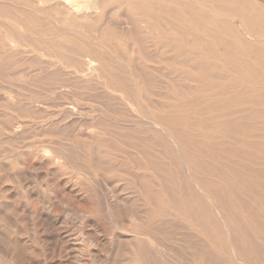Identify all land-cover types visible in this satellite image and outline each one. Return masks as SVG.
Returning a JSON list of instances; mask_svg holds the SVG:
<instances>
[{
  "label": "rangeland",
  "instance_id": "rangeland-1",
  "mask_svg": "<svg viewBox=\"0 0 264 264\" xmlns=\"http://www.w3.org/2000/svg\"><path fill=\"white\" fill-rule=\"evenodd\" d=\"M120 1L114 0L113 7L109 6L107 8L108 12L113 11L114 22L108 21L110 15L106 13L107 15L105 14L100 18L99 22L90 23L89 28L91 31L87 35H89L88 37L95 36V34L92 35L94 33L92 28H97V26L105 27L104 33L114 36L109 39L110 42L117 44L121 41L122 43L119 45L122 48L116 50L118 58L131 59L136 62L140 59V63L143 60L141 65L145 66V69L149 68L144 70V73L146 72V75L149 76L152 74L150 76L151 79L155 78L152 79L154 86L148 93L141 92L143 95H140V92L135 91V89L127 91V88V92H123L117 90L115 86L105 87L104 85L99 86L94 83L83 84L80 78L66 72L45 74L41 71L40 73L38 70L43 64L39 65L29 61L26 56H31L30 54L22 56L26 57L27 61L21 57L26 63L22 61L17 65L16 58V62L0 63V76L2 75L0 77V264H236L229 245L230 242L229 240L226 241L228 237L219 231L220 226L217 225L218 221L216 223L215 219H211V223L215 225V228L212 227L213 225L209 229L200 227L199 229L205 230L209 237L203 236L199 238L198 232L190 227L185 219L174 220L173 218L164 216L152 219V216H155L156 208H154L152 200L148 203L143 201L145 197L146 200H148V197L151 198V195L146 196L145 191L148 193L149 190L154 188L153 185L156 182L155 176L158 171L164 176L166 175V182H169L170 185L175 186L176 183L179 184L177 187L181 186L184 195H193V186L187 187L186 185L185 165L182 164V160H179L180 157L176 153L174 154L168 141L154 129L151 119V112L153 111L156 116L157 114L159 115L158 120L164 122L166 120L172 126L171 128H177L173 125V122H170L169 119V121L167 120L172 115L176 116L175 120L183 125H194L196 123L200 115L190 111L189 101L184 96L188 87L185 84V75L191 73V75H196V77L202 76V78L207 79V83L204 84L206 87L200 88L208 93L201 97L204 101H208V99L210 100L213 97L211 93L217 92V94L213 95H215V99H219V95L222 92L227 91V94L231 91L239 92L240 88L241 93L245 91L250 97L256 95L259 98H255L256 101L251 99L252 103L250 97L247 96L249 103H240L242 104L241 106L238 103L234 105L236 109L218 110L206 117L205 121L210 125H214V122L215 124L226 123L224 131L227 129L228 123V129L231 128L229 130L233 131L234 135L233 138H227L226 136L223 138L222 134H220L222 132H220L213 136V139L210 141V146L212 149H215H213V152H217L218 155H225L218 160H210L207 166L205 165L207 162L199 166L204 175L201 177L202 173H199H201L200 179L204 180L206 178L204 181L207 183L215 182V186L212 187L213 191L215 194L217 192L222 204L229 208V205L225 204V198L223 199L226 196L227 190H224L226 188L225 185H227V188L228 186L238 188L240 184V180L233 178L232 174L229 173L235 171L234 176H239L237 173L244 169L252 176L247 177L248 180L250 179L249 181L246 179V187L249 189L247 193L251 198L260 199L259 203L264 205V146L260 145L264 142V9L261 8V6H264V0H250L251 2L248 0H233L234 2L228 0L223 4H218V7L214 9L211 8L210 11L211 13L213 12L212 16L226 26L228 32H231L234 37H240L241 33L244 32L243 27H241L243 31L239 29L240 34H238V28L235 24L240 22L245 24L246 30L258 34L259 38H255L254 40L262 41L261 50L254 51V54L250 53L244 47L243 42H241L242 53L238 54L235 49L229 46L233 53L230 52L227 55L226 65L218 60L225 58L223 53H214L212 54L213 57L206 55L205 57L211 60H209L210 66L206 70H201V72L190 71L189 65L196 64L190 63V60L194 58L193 56L174 52L176 49H186V46L189 45L186 43L188 42L186 37H182V44L176 42L172 45L173 48L171 45V47L168 46L171 42L170 39H166L162 35L163 32L167 31L164 28L166 17L163 16L165 15L161 14L156 19H150V25L158 27L157 33L162 35L160 38L157 33H153L152 37H155L153 38L155 40L152 39L151 43L150 38L152 37H145L146 34L143 32L144 30L140 29L141 24L137 21L135 22L136 25H134L138 26L142 35H140L138 30H135L138 33L134 31L129 33L122 30L126 24L122 14L118 12ZM181 1H184L186 4H190V2L191 4H201L203 0ZM254 1H256L257 5L254 4ZM209 6L205 8L207 9ZM244 7L248 9L244 11ZM116 12L121 14L120 17L115 14ZM251 12L263 14V17L254 22V18L250 16ZM134 18H138L137 20H139V16H135ZM113 26L119 28L116 29ZM111 28L115 30H110ZM166 28H168L169 33L166 32L168 34H172V31V35L179 34L170 26ZM114 31L118 32V34H115ZM119 33L121 34L119 35ZM123 33L124 35H122ZM227 40L231 42L233 39L228 36ZM141 42H144V53L133 54V51L137 52L140 49L138 44H142ZM127 43L132 53H124V44ZM243 53H246V55ZM45 57L43 58L44 61L49 59ZM30 58L33 59L32 56ZM255 58H259V61H254ZM244 59L245 61H242ZM32 64L35 67H32ZM251 64H255L256 68H254L255 65L251 66ZM217 65L221 66V68ZM242 66L249 68L243 71L240 70L239 72V68ZM16 67L17 71H15ZM6 69L10 70L6 71ZM236 69H238L239 73ZM29 70H32L31 75H29L31 73L28 72ZM18 72L21 74H18ZM211 72L213 74H210ZM236 72L240 75L244 74L245 77L238 75ZM218 73L220 75L215 78V75H218ZM226 73L228 80L220 87L222 79L218 77L225 76ZM121 76L116 79L122 82L123 85L129 86V74L124 73ZM102 80H105V78H101V83H108L110 81L109 79ZM208 82L210 83L208 84ZM232 82L236 84L232 85ZM223 86L227 90L223 89ZM259 87L261 88L259 89ZM174 88L176 92L173 90ZM246 88L248 89L246 90ZM218 89L221 90L220 93L219 91H215ZM119 97L120 100H118ZM122 101H125L124 103L129 104V106L132 104L130 107H135L131 108L130 111L129 108L124 107ZM175 102L176 105H174ZM259 102L260 105H258ZM165 105L170 107L168 108ZM186 105H188L187 108ZM162 106L164 107L162 108ZM63 107L67 110H63ZM239 108L240 110H237ZM249 108H251L250 111ZM253 109L254 113L259 111L258 113L262 115L255 117V121L254 118L247 117V119H244ZM73 110H75V113ZM166 111L167 113H165ZM214 114L216 115L213 116ZM235 115H238L237 118ZM115 119H118L119 122L115 121ZM97 121H101L99 122L100 124ZM25 122L26 124H24ZM244 122L256 123L258 126H254L253 129H257L260 132L251 133L252 129H249L248 136H244L241 132V126ZM35 127H38V129ZM192 128L194 129L193 126ZM192 128L187 132H189L188 134L191 137H194V134L197 133L191 132ZM115 130H119V132ZM181 131L183 132L184 128ZM253 136L257 137L254 138ZM138 144L139 146H137ZM252 144H256L253 150L250 148ZM37 145L40 146L38 147ZM51 147L56 148V150ZM122 148L123 150H121ZM224 150L228 152L227 159H224L226 157ZM157 152L160 154H156ZM191 152L193 153L194 151ZM194 153L196 154L197 152ZM88 156L90 157L88 158ZM191 157L202 158L201 154L198 153L197 156L192 155ZM46 159L49 160L47 161ZM246 162L249 163L247 164ZM161 166L165 167L162 168ZM235 166L237 167L235 168ZM181 167L183 168L181 169ZM224 168L226 171L229 169L230 171L226 172ZM257 169L258 171L256 172ZM143 175L146 176L143 178ZM149 180L153 182L151 183ZM144 181H147V183L145 182L147 185L146 189L144 188L146 186ZM139 183H144V186L142 187V184L138 186ZM138 192L143 197L140 200H138ZM134 193L137 194L134 195ZM227 199L228 201L237 200L234 195H227ZM201 200L202 198L198 197L202 214L205 213L206 216H210L206 208V202ZM262 205L261 210L254 216L258 217L260 227L262 228L261 231L264 233V206L262 208ZM235 210L237 211L234 214H237V206ZM203 220L206 221L205 218ZM196 221L200 226L203 222L202 217L201 219L199 217L196 218ZM249 231L250 229L248 228L243 229L246 237L251 238L250 240L253 241L254 245L256 244L257 246L259 244V246H262L260 241H255L256 236H253V232ZM249 234H252V236ZM133 243L138 245L144 255L141 261L136 259L131 253V250L134 249ZM245 243L247 245L250 241L248 240ZM262 250H264V246ZM261 255L264 257V254ZM250 264L261 263L253 261Z\"/></svg>",
  "mask_w": 264,
  "mask_h": 264
},
{
  "label": "bare ground",
  "instance_id": "bare-ground-1",
  "mask_svg": "<svg viewBox=\"0 0 264 264\" xmlns=\"http://www.w3.org/2000/svg\"><path fill=\"white\" fill-rule=\"evenodd\" d=\"M118 1H120V0H118ZM203 1H202L203 3L201 2V4H197V3L191 4V2H190V4H186L184 1H181V0H160V1H156V0H122L119 2V4L118 3L117 4L119 5L118 12H120L122 14V17L124 18L125 24H126V26L122 30L128 31L129 33L131 31H134L135 33H138V32L140 33L138 26H135L136 25L135 22L137 21V22H139V24H141V27L140 26L139 27L141 30H144L143 32H145V34H146L145 37L146 36L152 37V34L157 33L159 30V28L155 27V25H152V26L150 25V19H152V20L156 19L157 16H160L161 14L165 15L163 17H166V24H164V28L167 30L166 32H168V28H166V27L170 26V27H172V29H175V31H177L179 34L178 35H172L173 34L172 29H171L172 34H168L169 32L168 33L163 32V34L162 33L161 34L166 39L167 38L170 39L171 42L169 41L170 42L169 45L167 44L169 47H171L176 42L182 44V42H181L182 37H186L188 39V42H186V43H188L189 45L186 46V49H184V50L176 49L177 48V46H176V48L174 47V49H176V50H174V52L179 53V54H184L187 56L191 55V57L192 56L194 57L192 60H190V63H196L197 65L196 64L189 65L190 71L201 72V70L202 71L206 70L210 66L211 60L209 59L210 60L209 61L205 56L211 55L213 57L212 54H214V53H218V54L223 53L225 58H221L218 60L221 63L223 62L224 65H226L227 64V55H229V53L231 52V48L235 49L236 52H238V54L242 53L241 47H240L241 42H243L244 47H246V50H248L250 53H253L254 51L257 52V51L261 50V42L262 41L260 42L259 40L258 41L254 40L255 38L258 39L259 35L253 33V31L246 30V26L244 23L240 22L238 24H235L236 27L238 28V34H240L239 29H240V31H243V30H241V27H243L244 32H242L243 34L241 33L240 37H234V35L231 34V32H228L226 26L221 24L219 21H217L215 19L214 16H212L213 12L211 13V11H210L211 8L214 9V8L218 7V4H223V3L227 2L228 0H203ZM248 1H250V0H248ZM115 2H117V1H115ZM254 2H255L254 4H256V1H254ZM113 4H114V0H0V63H4V62L10 63L9 61L16 62V59H17V65H18L19 62L24 61V59H22V58H25V60L28 58L29 61H31L32 63L34 62L35 64L37 63L39 65L43 64V66L41 65L40 69L38 68L39 70L37 69L38 71H40V73H41V71H42V73H45V74L62 73V72L65 73L66 72V73H70V75H74V76H77L78 78H80L81 82L83 84L84 83L85 84L94 83L95 85H99V86L104 85L105 87H114L115 86V88L117 90H120L123 92L124 91L127 92V91H130L132 89H135V91L140 92V95L142 93H145V92L148 93V91H150L152 89V87L154 86L153 85L154 81L152 79H155V78L151 79L150 76L152 74L149 76V75H146V72L144 73V70H146L148 67L145 69V66L143 67L141 65V63H143L142 62L143 60L140 63L139 62L140 59L138 60V62H136L135 60H131V59H125V58L122 59L120 57L118 58L116 56L117 55L116 50L119 48H122L119 46L122 43H121V41H119L117 44L110 42L109 39L113 38L114 36L113 35L109 36L108 35L109 33L105 34L104 33L105 27H101V26L98 27L97 26V28H92L94 30V33H92V35L95 34V36L93 35L92 37H88L89 35H87V34H90V31H91L89 28L90 23L91 22H99L100 18H102L106 13H109V15H110L109 16L110 18L108 21L114 22L113 21L114 14L112 13L113 11L108 12V10H107V8L109 6L113 7ZM117 4H116V6H117ZM235 5H238V4H235ZM206 6H209V7H207V9H206L205 8ZM261 8L264 9V6H261ZM247 9H248L247 7H244V11H246ZM114 11H116V10H114ZM115 14H117L119 17L121 15V14H118L117 12ZM243 14H244V12H243ZM135 16H139V20H137L138 18L133 19V17H135ZM250 16L252 18H254V22H255V20L261 19V17H263V14L251 12ZM10 17H11V19H9ZM104 20H106V19H104ZM117 20L120 21V19H118V18H117ZM160 25H161V23H160ZM228 25H229V23H228ZM108 27H109V25H108ZM136 27H137V29H136ZM113 28H116V27L113 26ZM118 28H116V29H118ZM165 29H164V31H165ZM110 30H115V29L111 28ZM135 30H138V32ZM114 33L118 34V32H115V31H114ZM120 34L121 33H119V35ZM157 34L161 38L162 35H160L159 33H157ZM122 35H124V33ZM135 35H137V34H135ZM140 35H142V34L140 33ZM143 35H144V33H143ZM228 36L233 39L231 42L229 40H227ZM133 37H134V35H133ZM153 38H155V37L150 38V43H151V40ZM153 40H155V39H153ZM141 43L143 44L144 42H141ZM145 43H147V42H145ZM152 43H155V42H152ZM142 44H138L140 49L137 50V52L133 51V54L134 53H138V54L144 53V49H143L144 44L143 45ZM185 45H187V44H185ZM124 46H125V49H123L124 53H129V52L132 53L131 50H129L130 48L128 46V43L124 44ZM229 46L231 48H229ZM127 47H128V50H127ZM181 47H182V45H181ZM172 48H173V46H172ZM244 51H245V49H244ZM231 53H233V51ZM27 54H30L33 57V59L30 58L31 56H28ZM243 54L246 55V53H243ZM23 55H27L26 56L27 58L22 57ZM44 57L47 59L49 58V59L44 61V59H43ZM258 59L255 58L254 61H257ZM240 60H241V58H240ZM26 61H24V62L26 63ZM242 61H245V59ZM212 64H213V62H212ZM254 65L255 64H253V65L251 64V66H254ZM217 66L219 68H221V66H219V65H217ZM32 67H35V66H33V64H32ZM218 67L216 68L217 71H218ZM248 68L249 67L242 66L241 68H239V72H240V70L243 71V70H246ZM254 68H256V65ZM27 69H28V66H27ZM7 70H10V69H6V71ZM17 70L18 69L16 67L15 71H17ZM228 70H230V69H228ZM236 70L238 72V69H236ZM255 70L257 71V69H255ZM31 71L29 70L28 72H31ZM232 71L235 72V70H233V69H232ZM14 73L16 74V72H14ZM22 73H23V71H22ZM36 73H38V72H36ZM124 73L129 74V76H128L130 79V83L128 82L129 86L123 85L122 82H120L116 79V78L120 77L121 75H123ZM204 73H205V71H204ZM219 73H218V75L217 74L215 75V78L220 75ZM18 74H21V73L18 72ZM31 74H32V72L29 75H31ZM191 74L185 75L186 76L185 77L186 83L185 82L184 83L187 84L188 87H187V90L185 91L186 93L184 94V96L187 98V101H189L188 105H190V111L194 114L200 115V117H199V119H197L196 123L194 125H192V124L191 125H185V124L183 125L181 123H178L177 120H175L177 118L176 116L172 115V116H169V118H167V120L169 119L170 122H173L174 123L173 125L177 128H174V127L171 128L172 126H170L168 124V122H166V120H165V122L158 120L159 115L157 114V116H156V114L153 113V111L151 112V119L153 121L152 126L154 127V129H156V131H158L159 134L162 135L168 141V143L172 147V151H174V154L176 153V155L180 157V159L179 158L178 159L182 160L181 161L182 164L185 165L186 180H187L186 185H187V187L193 186V188H194L193 195H184L182 190H181V186L177 187V185H179V184L176 183L175 186L170 185L169 182L168 183L166 182L167 181L166 175L164 176L162 173H159V171L157 170L158 172H156V176L154 175L156 182L154 183V185L152 184L154 186V188L152 190H149V191L147 190L148 193L145 191L146 196L151 195V198L148 197V200H146L145 199L146 197H145L143 199V201L148 203L152 200L153 205L155 206L154 208H156L155 209V216H152V219L156 218V217H162V216L170 217V218H173L174 220L181 219V218L185 219V221H187L188 225L190 227H192L196 232H198L199 238L200 237L202 238L203 236L209 237L208 233L205 230H200L199 228L202 227L203 229H209L210 226L213 225L211 223V219L212 220L215 219L216 223L218 221L217 225L220 226L219 231L228 237V239L226 241L229 240V242H230L229 245L231 247L232 255L234 257L236 264H250L253 261H258L261 264H264V263H262V262H264V257L261 255V254H264V250H262L263 246H264V242H262V241H264V233H262V231H261L262 228L260 227V221H259L258 217L256 218L254 216L261 210L262 204L259 203L260 199L251 198V196L247 193V191H249V189L246 187V182L248 180L247 177L251 176V175L247 171H245L244 169H243V171H239L237 173V174H239V176L238 175L234 176L235 171L233 173H231V172L229 173V174H232L233 178H235V179L238 178L240 180V184H239L238 188L235 186L234 187L228 186V188H227V185H225L226 188L224 190H226V189L227 190H226V196H224L223 199L225 198V204H227V206L229 205V208H228L224 204H222V202L219 199V196L217 195V192L215 194V192L213 191L212 187L215 186L214 185L215 182L214 183L213 182L207 183L206 181H204L206 178L204 180L200 179V174L202 173L201 177L204 174H203V172H201V169L199 167V166L204 165L206 162L207 163L205 165L207 166L208 162L210 160L211 161L218 160L220 157L222 158L225 155V154H219L220 155L219 156L217 152H213L214 148L212 149V147L210 146L211 145L210 141L213 139V136H215L216 133L222 132L220 134H222L223 138L225 136L227 138H230V137L233 138V135H234L233 131L231 132L229 130L231 128L228 129V123H227V129H226L227 131L226 130L224 131V129L226 127V123L215 124V122H214V125H210V124H207V122L205 121L206 117L208 115H212L213 112L218 111V110L236 109V107L234 105H237L238 103L239 104L245 103V102L249 103L248 97H250V95H248V93H245V91H244V93L243 92L241 93L240 92L241 88H240L239 92L238 91H231V92H228V94H227V91L222 92L221 95H219L220 96L219 99H215L214 98L215 95H213V94H217V92L211 93L212 94L211 96H213V97L210 100L208 99V101H204L201 99V97L204 96L205 94H208V93L206 91H204V89L202 90L200 88L205 86L204 84L207 83V81H206L207 79H205L203 77L205 79V81H204L202 76L196 77V75L194 76ZM210 74H213V73L211 72ZM250 74H252V73H250ZM24 75H25V73H24ZM38 75H39V73H38ZM204 75H206V74H204ZM238 75H240V74H238ZM240 76L245 77L244 74H241ZM0 77H2V75ZM8 77H10V76H8ZM12 77H14V76H12ZM227 77H228L227 73L225 74V76L218 77V78L222 79L221 85L219 84L220 87H222V85H224L227 82V80H228ZM101 78H105V80L109 79L110 81H108V83L107 82L101 83L100 82ZM209 78H210V76H209ZM59 79L62 80L60 77H59ZM240 79H242V78H240ZM105 80H102V81H105ZM81 82H79V83H81ZM124 82H125V80H124ZM39 83H41V82H39ZM47 83H48V81H47ZM184 83H183V85H184ZM209 83L210 82H208V84ZM44 84H45V82H44ZM235 84L236 83L232 82V85H235ZM216 85H218V84H216ZM208 86H210V85H208ZM105 87H103V88L105 89ZM220 87H219V89H220ZM232 87H234V86H232ZM127 88H128V90H127ZM229 88H230V86H229ZM260 88L261 87H259V89ZM219 89L215 90V91H219V93H220L221 90H219ZM223 89H225L224 86H223ZM247 89L248 88H246V90ZM173 90H175V88ZM225 90H227V89H225ZM183 91H184V88H183ZM175 92H176V90H175ZM246 92H248V91H246ZM250 92H251V90H250ZM254 93H256V92H254ZM130 94H131V92H130ZM227 95H231V96L227 97ZM183 97H181V98H183ZM197 97H198V100H197ZM134 98H135V96H134ZM255 98H258V97L256 95H253L252 97H250V100L251 99L255 100ZM118 100H120V97ZM126 100H127V98H126ZM183 103H185V102H183ZM252 103H253V101H252ZM256 104H257V102H256ZM20 105H22V104H20ZM123 105H124V107L126 106V108H129L130 111H131V108L135 107V106L130 107L132 104L129 106V104H127V103H124ZM123 105H122V108H123ZM174 105H176V102ZM180 105H181V102H180ZM188 105H186V108ZM241 105L242 104H240L239 106H241ZM258 105H260V102ZM165 106H167V105H165ZM222 106H226V107H222ZM163 107L164 106H162V108ZM167 107L169 108L170 106H167ZM248 107H246V108H248ZM250 109L251 108H249V111H250ZM63 110H65V108ZM153 110H155V109H153ZM237 110H240V108ZM73 111L75 113V110H73ZM158 111H159V109H158ZM163 111H165V110H163ZM177 111H179V110L177 109ZM253 111H254V109L244 119H247V117L248 118H254V121H255V117L262 115V114L258 113L259 111H257L256 113H254L255 111L254 112ZM155 112H156V110H155ZM165 113H167V111ZM215 115L216 114H214L213 116H215ZM80 116H81V114H80ZM160 116H161V114H160ZM185 116H187V115H185ZM237 116H236V118H237ZM77 118H79V117H77ZM35 119H36V116H35ZM188 119H189V117H188ZM189 120H187V122H189ZM115 121H118V119L117 120L115 119ZM99 122H101V121H99ZM99 122H98V124H100ZM24 124H26V122ZM23 126H25V125H23ZM192 126L194 127V129L192 128ZM254 126L257 127L258 125L256 123H252V122H244L241 126L242 127V129H241L242 134L244 136H248V134L250 132L249 129H252L251 133L260 132L257 129H253ZM38 127L37 128L35 127V128L38 129ZM123 128H125V127H123ZM183 128H184V131L182 132L181 130ZM190 128H192L191 132L193 131L194 133H197V134H194L195 135L194 137H191L188 134L189 132H187L188 130H190ZM121 129H120V131H121ZM115 131H117V130H115ZM117 132H119V130ZM257 134H259V133H257ZM9 135H11V134H9ZM90 137H91V134H90ZM256 137L257 136H255L254 138H256ZM251 138H249V139H251ZM255 145L256 144H252V147H250L251 150L255 149L254 148ZM260 145L264 146V142H262ZM137 146H139V144ZM51 148L56 150V148H54V147H51ZM35 150H34V154L36 153ZM121 150H123V148ZM57 151H59V150L57 149ZM90 151H91V149H90ZM190 151H194V152H197L198 154H201L202 158H198V157L192 158L191 156L192 155L197 156V153L196 154L194 152L190 153ZM45 152H46V150H45ZM64 152H62V153H64ZM91 152L93 153V151H91ZM218 152H220V151H218ZM221 152H223V151H221ZM92 153H89V154H92ZM171 153H173V152H171ZM224 153H226V157H224V159H227V153H228L227 150H224ZM153 154H155V153H153ZM156 154H160V153L157 152ZM37 156H39V155H37ZM157 156H160V155H157ZM258 156H260V155H258ZM34 157H35V155H34ZM62 157H64V156H62ZM89 157L90 156H88V158ZM248 158H249V156H248ZM178 159H177V164L179 163ZM227 161H229V160H227ZM238 162H236V163L238 164ZM41 163H42V160H41ZM251 163L253 164V162H251ZM150 165H152V164H150ZM170 165H172V164H170ZM170 165H168V166H170ZM233 165H234V162H233ZM163 167H165V166H163ZM236 167L237 166H235V168ZM248 167H250V166H248ZM144 168H146V167H144ZM147 168H148V166H147ZM153 168H155V167H153ZM182 168L183 167H181V169ZM131 169H132V167H131ZM171 169H173V168H171ZM224 170H225V168H224ZM228 171H230V169ZM228 171H226V172H228ZM252 171H254V170L252 169ZM257 171H258V169L256 170V172ZM151 172H155V171H151ZM199 172H201V173H199ZM226 172H225V174H227ZM176 173H177V171H176ZM209 174H207V175H209ZM140 176H142V175H140ZM144 176H146V175H143V178H144ZM171 176H173V175L171 174ZM169 177H170V175H169ZM182 177H183V175H182ZM214 178H215V176H214ZM138 179H140V178H138ZM176 179H177V177H176ZM171 180H173V179H171ZM171 180H169V181H171ZM178 180H180V179H178ZM182 180H183V178H182ZM145 182L147 183V181H144V183ZM150 182H148V183H150ZM144 183H141L142 187L144 186L143 185ZM146 183H145V185H146ZM139 184H138V186H141V184L140 185ZM174 184H175V182H174ZM134 185H135V183H134ZM249 185H251V184H249ZM145 187H147V185L144 186V188ZM257 192H255V193H257ZM135 194H137V193H134V195ZM186 194H188V193H186ZM137 195H138V200L143 198L142 195H140V193ZM227 195L236 196L238 201L237 200H231V201L229 200L228 201ZM198 197L202 198L201 201L206 202L205 203V204H207L206 208L209 211L210 216H206L205 213L202 214V212H201L202 209L200 208V205L198 203ZM135 198H137V197H135ZM130 202H131V200H130ZM236 206L238 207V212H237V214H234L237 211V210H235ZM263 206L264 205H262V208H263ZM121 213H122V211H121ZM198 217L200 219L202 217V221H203L200 226L196 221V218H198ZM204 218L206 219V221L203 220ZM214 226L215 225H213L212 227H214ZM219 226H218V228H219ZM247 228L250 229L249 232H251V233L253 232V236H256L255 241L256 240L260 241L262 246H259V244L257 246H256V244L254 245L253 241L250 240L251 238L246 237L245 233L243 232V229L245 230ZM216 232H218V231H216ZM250 236H252V234ZM248 240L250 241V243L246 245L245 242ZM207 241H208V239H207ZM222 241H223V238H222ZM203 243H205V242H203ZM203 243H202V245H203ZM133 244H134L133 245L134 249L131 250V253L136 259L141 261V259H143L144 255H143L142 251L139 249L138 245H136L135 243H133ZM213 244H215V243L213 242ZM229 256H230V254H229Z\"/></svg>",
  "mask_w": 264,
  "mask_h": 264
}]
</instances>
